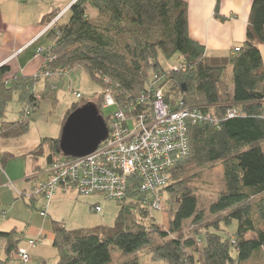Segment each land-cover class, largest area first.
<instances>
[{
  "label": "trees",
  "instance_id": "1",
  "mask_svg": "<svg viewBox=\"0 0 264 264\" xmlns=\"http://www.w3.org/2000/svg\"><path fill=\"white\" fill-rule=\"evenodd\" d=\"M87 4L98 11L95 18L86 16ZM68 11L65 23L55 21L46 32L50 45L38 73L5 80L2 78L9 67L0 66V138L23 136L30 120L22 117L26 108L35 112L42 100L56 103V89L65 75L59 70L75 67L87 72L100 90L80 103L73 102L65 119L80 105L92 102L107 124L101 105L108 82L114 86L117 104L123 105L128 97L135 102L145 95L149 100L158 75L163 79L160 84L166 85L167 101L180 97L186 106L200 108L212 121L189 124L188 154L168 171L169 181L162 190L167 229H160L151 219L135 184L120 200L111 226L67 228L62 222L52 221L55 264H112L114 249L123 256L146 249L152 261L163 264H238L247 260L264 246V63L259 48L264 45V0H251L246 38L239 50L233 47L219 55H208L205 47L190 37L184 0H75ZM57 14H46L42 23ZM47 53L54 58L48 61ZM175 55L181 62L172 65L176 69H165L160 56L169 60ZM229 66L232 88L224 78ZM46 71L48 75H44ZM13 95L22 109L19 119L8 121L6 107ZM229 107L238 113L227 117ZM142 108L136 106L135 113ZM59 136L42 138L26 153L31 157V173L25 178L31 192L21 191L20 196L27 194L29 206L40 208L39 212H44L46 203L35 207L39 197L44 200L41 191L35 192V182L43 168L34 160L45 157L48 162L54 154L64 156ZM7 157L6 152H0L1 166ZM217 163L222 166L223 184L208 207L217 218L202 227L205 231L196 228L186 236L184 222L201 219L195 179L202 168ZM233 221L237 222L235 232L223 234L219 224ZM15 233L14 229L0 231V237L7 238V254L17 252L20 239L11 238ZM154 240L159 242L154 244ZM6 263V258H0V264ZM122 264L142 263L134 257Z\"/></svg>",
  "mask_w": 264,
  "mask_h": 264
},
{
  "label": "built area",
  "instance_id": "2",
  "mask_svg": "<svg viewBox=\"0 0 264 264\" xmlns=\"http://www.w3.org/2000/svg\"><path fill=\"white\" fill-rule=\"evenodd\" d=\"M56 18L44 24L42 33L54 26ZM235 50H239L236 46ZM39 48L37 53L44 54ZM44 56V55H43ZM54 55L47 53L50 61ZM46 59V58H45ZM176 69V66H172ZM66 73V69L59 70ZM45 72L44 75H48ZM152 87L150 99L140 95L135 102L128 97L124 104H117L114 86L108 82L104 89L101 108L116 106L105 118L108 133L97 148L84 156L70 157L52 155L41 172L36 174L35 192L41 191L47 203L57 191L83 195H100L103 199L120 201L136 184L142 195V204L149 214L162 209L163 188L169 181V169L189 151L187 130L189 124L211 119L198 107L186 106L180 97L165 99V84L159 76ZM77 98L79 92H72ZM149 102L148 106L145 103ZM143 108L135 113L136 106ZM26 108L23 118L29 115ZM234 107L226 110L227 117L237 114ZM264 115V113H263ZM131 123V126H129ZM93 211L101 208L95 204ZM44 215L45 212H40ZM38 239H29L26 246L17 248V258L26 264L30 255L28 247H34Z\"/></svg>",
  "mask_w": 264,
  "mask_h": 264
},
{
  "label": "rangeland",
  "instance_id": "3",
  "mask_svg": "<svg viewBox=\"0 0 264 264\" xmlns=\"http://www.w3.org/2000/svg\"><path fill=\"white\" fill-rule=\"evenodd\" d=\"M67 17H69V13L67 14ZM65 18L66 17H64L60 23H62ZM260 49L264 63V46L261 45ZM159 60L165 69L173 64L176 65L181 62L178 55H175L169 60L160 56ZM224 78L229 84V87L232 88V70L230 66L225 71ZM62 79L61 85L56 89V97L58 101L52 103L54 107L47 108V105H50L49 102H44L42 100V106H39L40 108L38 107V109L36 108V110H34L35 112H32L30 108L29 115H27V118H24V120H30L28 130L23 136L6 140L0 138V152H6L8 154L6 162L9 160L20 162V158H25L28 163V160H30L31 157L27 156L26 153L36 146L40 138H56L60 134L61 126L59 125L58 118L63 109V103H70L72 101L80 103L84 99H89L94 93L100 90L99 86L90 78L87 72L80 67L70 69V73L63 76ZM159 80H163L162 76ZM73 91L79 92L81 97L77 98L72 93ZM21 109L22 103L17 100L16 95H13V98L9 101L6 107L5 120L14 121L19 119ZM114 109L115 107L104 108L101 109V112L103 116L106 117L113 112ZM49 112H51V114ZM129 126H131V123H129ZM34 162L39 164L41 168H44L46 163L45 157H40L39 159L34 160ZM30 167L31 164L29 163L27 166V172L31 170ZM221 175L222 166L220 163H217L211 168H202L199 171V178L195 179L194 184L199 187L198 197L201 219L199 221L188 219L184 222L183 233L186 236L191 235V231L196 228H201L202 231H205L202 227L207 225L209 221L217 218V215L209 212L208 207L216 197L217 192L222 188L223 183ZM11 181L13 183H10L9 186H0V231H11L14 229L17 232L11 236L14 237V239H20L19 243H21L22 246H25L29 239H35L37 237L36 231L42 229L43 236L41 239L39 238L40 240L38 239L39 242H37L38 244H36L34 248H30V259L27 264H55L57 261V253L51 244L52 235L48 224L50 219H47L48 222H46L45 227L42 226L43 222L38 215V209L29 206L27 194L23 197L20 196V190L25 188L26 184L23 181ZM2 182L3 180L0 181V184ZM30 192L31 191L29 190L27 193ZM164 197L165 196L163 195L162 209L150 212L152 215L151 219L156 222L160 229H167L168 211L167 205L164 203ZM43 204L44 200L40 197L34 203L37 208ZM95 204L100 206L101 211L95 212L91 209ZM120 204L121 201L103 199L100 195L88 196L76 192H57L51 202L52 208H54L53 220L62 222L67 228L92 227L99 224L111 226L114 223V218ZM219 226L222 228L223 234L225 233L230 236L235 232L237 222L233 221L230 225H224L221 223ZM154 237L157 238V236ZM153 242L155 244L158 243L159 240H154ZM3 243V237H1L0 257L5 256V251L2 246ZM198 246H201L200 243ZM232 254L235 255V252L233 251ZM197 255L198 254H195L196 258L199 257ZM111 256L112 264H122L125 260L130 258L133 259L134 257L138 258L142 264H163L162 261H152L151 259L153 258L150 254L146 253V249H142L137 253L128 256H123L120 251L114 249ZM7 264L21 263L17 258V260L9 259ZM238 264H264V246L260 250L253 252L247 260Z\"/></svg>",
  "mask_w": 264,
  "mask_h": 264
},
{
  "label": "crops",
  "instance_id": "4",
  "mask_svg": "<svg viewBox=\"0 0 264 264\" xmlns=\"http://www.w3.org/2000/svg\"><path fill=\"white\" fill-rule=\"evenodd\" d=\"M74 1L0 0V66L7 65L9 67V70L3 75L2 79L6 80L20 75L33 76L40 71L44 64V56L43 54L37 53V50L39 48L47 49L50 45V42L46 38V33H42L44 26L42 19L46 14L57 12L58 14L55 17L57 23H60L66 17L62 22L65 23L68 20V8ZM184 1L187 2L188 33L190 37L205 47L208 55L228 53L233 47L240 46L245 40L251 0ZM97 15L98 11L90 4H87L86 16L88 18H95ZM69 73L70 70H67L64 76ZM47 102L50 104L47 105V108L54 107L52 102ZM42 103H40V106H42ZM72 103L73 101L63 103V109L58 118L61 127L66 111ZM49 113L51 114V112ZM36 116L38 117L37 114ZM40 140L41 138L38 140V143ZM19 160L21 161L9 160L6 162L5 160L2 166L0 164V181L3 180L0 186H9L10 183H13L11 180L23 181L26 187L22 188L20 192L27 193L31 188L30 182L25 180L31 173V171L27 172V166L30 162L28 160L27 163V159L25 158H20ZM56 193L53 197L56 196ZM53 197L46 204L44 202V215L40 214V208L37 210L43 222L42 226L45 227L46 222H48L47 219H50L48 224L52 237V221H55L53 220L54 208L51 205ZM36 233V238L41 239L43 236L42 229L37 230ZM11 238L14 239L12 236ZM3 241L2 246L5 251L7 238L3 237ZM19 246H22L21 243H18ZM34 247H28L29 255L30 248ZM0 258H6L8 262L9 259L17 260V255L14 251L9 254L5 252V256Z\"/></svg>",
  "mask_w": 264,
  "mask_h": 264
},
{
  "label": "water",
  "instance_id": "5",
  "mask_svg": "<svg viewBox=\"0 0 264 264\" xmlns=\"http://www.w3.org/2000/svg\"><path fill=\"white\" fill-rule=\"evenodd\" d=\"M107 133V124L98 108L87 102L67 115L60 131L59 147L64 156H84L93 152Z\"/></svg>",
  "mask_w": 264,
  "mask_h": 264
}]
</instances>
